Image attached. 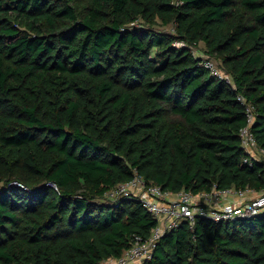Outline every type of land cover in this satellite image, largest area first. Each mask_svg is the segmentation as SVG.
Wrapping results in <instances>:
<instances>
[{"label":"trees","instance_id":"16d2710c","mask_svg":"<svg viewBox=\"0 0 264 264\" xmlns=\"http://www.w3.org/2000/svg\"><path fill=\"white\" fill-rule=\"evenodd\" d=\"M239 95L264 149V0H0V264H100L150 238L141 200L107 196L136 176L264 189ZM144 264H264V214L185 219Z\"/></svg>","mask_w":264,"mask_h":264},{"label":"built area","instance_id":"2783aa9c","mask_svg":"<svg viewBox=\"0 0 264 264\" xmlns=\"http://www.w3.org/2000/svg\"><path fill=\"white\" fill-rule=\"evenodd\" d=\"M181 45L182 42L177 43V46ZM204 66L212 75L232 82L231 74L223 72L213 58H205ZM238 99L245 103L248 114V125L242 128L240 133L242 145L251 156L261 159L256 153L259 151L264 155V149L259 147L251 131V124L255 119L254 106L242 95H239ZM107 196L110 199L125 196L141 200L144 206L159 218V225L153 229L150 238L144 240L137 236L121 256H111L100 264H144L153 258L155 247L167 230L177 228L185 219L194 222L198 215L207 216L216 222H231L264 214V189L258 191L250 187L227 190L215 187L211 192L197 194L190 190L171 192L153 182L147 183L141 176H136L133 180L110 189Z\"/></svg>","mask_w":264,"mask_h":264},{"label":"rangeland","instance_id":"374dc122","mask_svg":"<svg viewBox=\"0 0 264 264\" xmlns=\"http://www.w3.org/2000/svg\"><path fill=\"white\" fill-rule=\"evenodd\" d=\"M156 29H157V30H164V29L171 30V29H173V27H172V25H170V26L157 25V26H156ZM204 47H205V45H204L203 43H201V44H200V48L196 50V51H198V52H197L198 55H200V53L202 52V56H204V58L210 57L209 55H206L205 53H203V51L200 52L201 48H202V50H205ZM211 57H212V56H211ZM212 58H213V59L215 60V62L218 64V66L220 67V69H221L223 72H225V69H224V67H223V65H222V63H221V61H220V59L215 58V57H212ZM256 156L259 157V158H263V157H264V155L261 154L259 151L256 153Z\"/></svg>","mask_w":264,"mask_h":264}]
</instances>
